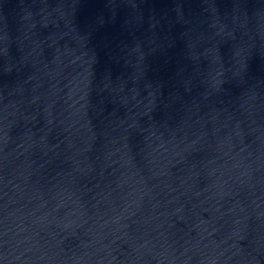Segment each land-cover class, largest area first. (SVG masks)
<instances>
[{"label":"water","instance_id":"95a60500","mask_svg":"<svg viewBox=\"0 0 264 264\" xmlns=\"http://www.w3.org/2000/svg\"><path fill=\"white\" fill-rule=\"evenodd\" d=\"M0 264H264V0H0Z\"/></svg>","mask_w":264,"mask_h":264}]
</instances>
